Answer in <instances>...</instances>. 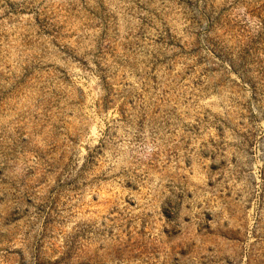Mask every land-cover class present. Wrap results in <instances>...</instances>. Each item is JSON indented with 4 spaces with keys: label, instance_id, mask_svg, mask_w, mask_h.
<instances>
[{
    "label": "rangeland",
    "instance_id": "rangeland-1",
    "mask_svg": "<svg viewBox=\"0 0 264 264\" xmlns=\"http://www.w3.org/2000/svg\"><path fill=\"white\" fill-rule=\"evenodd\" d=\"M0 264H264V0H0Z\"/></svg>",
    "mask_w": 264,
    "mask_h": 264
}]
</instances>
